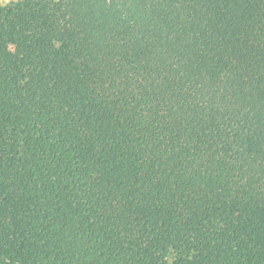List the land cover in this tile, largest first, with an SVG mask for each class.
I'll return each mask as SVG.
<instances>
[{
	"label": "trees",
	"instance_id": "16d2710c",
	"mask_svg": "<svg viewBox=\"0 0 264 264\" xmlns=\"http://www.w3.org/2000/svg\"><path fill=\"white\" fill-rule=\"evenodd\" d=\"M0 264H264V0L0 5Z\"/></svg>",
	"mask_w": 264,
	"mask_h": 264
},
{
	"label": "rangeland",
	"instance_id": "374dc122",
	"mask_svg": "<svg viewBox=\"0 0 264 264\" xmlns=\"http://www.w3.org/2000/svg\"><path fill=\"white\" fill-rule=\"evenodd\" d=\"M18 0H0V5L1 6H7V5H10L11 3L13 2H16Z\"/></svg>",
	"mask_w": 264,
	"mask_h": 264
}]
</instances>
